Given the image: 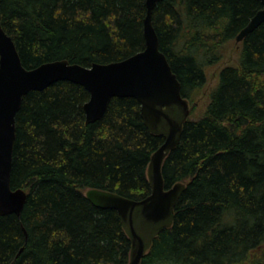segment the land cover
<instances>
[{"label": "trees", "instance_id": "1", "mask_svg": "<svg viewBox=\"0 0 264 264\" xmlns=\"http://www.w3.org/2000/svg\"><path fill=\"white\" fill-rule=\"evenodd\" d=\"M259 0H161L152 24L159 49L195 98L220 45L236 37ZM145 0H0V24L26 68L66 59L89 66L145 47ZM89 92L57 80L27 92L15 116L11 188L27 196L19 215L0 214V264H127L131 238L114 209L89 188L142 199L147 167L164 136L151 132L130 96L110 98L85 121ZM190 112V110H189ZM189 116V115H188ZM166 188L183 182L172 223L139 264H264V22L241 41L237 64L218 73L204 113L183 123L162 163Z\"/></svg>", "mask_w": 264, "mask_h": 264}, {"label": "water", "instance_id": "2", "mask_svg": "<svg viewBox=\"0 0 264 264\" xmlns=\"http://www.w3.org/2000/svg\"><path fill=\"white\" fill-rule=\"evenodd\" d=\"M159 1L145 0L144 49L121 60L93 62L89 66L57 59L26 68L12 37L0 24V214L19 215L27 196L24 189H13L10 185L15 116L22 98L31 90H42L64 79L82 85L89 92V98L83 104L86 122L99 119L111 97L130 96L138 100L148 129L164 136L163 143L151 154L148 163L151 191L147 196L137 200L98 188H89L84 193L93 205L116 210L131 238L127 264H139L153 235L171 225L173 208L184 183L176 182L166 188L162 163L177 145L190 108L189 101L181 95V83L159 49L152 24V11ZM259 1L262 7L237 33V41H242L264 22V0ZM262 257L264 259V249Z\"/></svg>", "mask_w": 264, "mask_h": 264}, {"label": "rangeland", "instance_id": "3", "mask_svg": "<svg viewBox=\"0 0 264 264\" xmlns=\"http://www.w3.org/2000/svg\"><path fill=\"white\" fill-rule=\"evenodd\" d=\"M241 48V41L235 38L220 45L221 59L219 62L206 68V82L203 88L198 92L195 98L189 101V118L196 119L200 117L209 101V93L215 87L220 69L226 65L237 64L238 54ZM264 245L260 247L257 255L262 256Z\"/></svg>", "mask_w": 264, "mask_h": 264}]
</instances>
